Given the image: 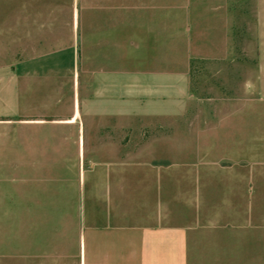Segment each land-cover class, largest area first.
I'll return each instance as SVG.
<instances>
[{
	"label": "crops",
	"instance_id": "0c3cea01",
	"mask_svg": "<svg viewBox=\"0 0 264 264\" xmlns=\"http://www.w3.org/2000/svg\"><path fill=\"white\" fill-rule=\"evenodd\" d=\"M248 1L264 32V0H0L15 264H264V105L183 103Z\"/></svg>",
	"mask_w": 264,
	"mask_h": 264
},
{
	"label": "rangeland",
	"instance_id": "374dc122",
	"mask_svg": "<svg viewBox=\"0 0 264 264\" xmlns=\"http://www.w3.org/2000/svg\"><path fill=\"white\" fill-rule=\"evenodd\" d=\"M4 3L7 1H3ZM252 5L248 1L247 30L241 32L244 46L230 49L231 63H217L205 52L202 57H192L189 63V95L184 99V107H222L223 103H232L235 99L245 98L247 107L264 105V63H257L256 57L264 55L260 25L255 24ZM239 35V33H236ZM239 58L241 59L239 62ZM244 59L246 60L244 62ZM13 184L14 177H4ZM8 189H13L9 186ZM9 194V193H8ZM13 208H0V264L14 262V220L1 212H13Z\"/></svg>",
	"mask_w": 264,
	"mask_h": 264
}]
</instances>
